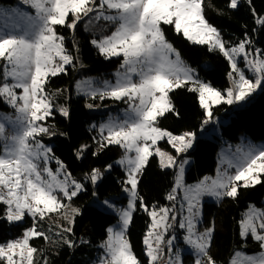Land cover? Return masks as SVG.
<instances>
[{
  "label": "snow or ice",
  "instance_id": "snow-or-ice-1",
  "mask_svg": "<svg viewBox=\"0 0 264 264\" xmlns=\"http://www.w3.org/2000/svg\"><path fill=\"white\" fill-rule=\"evenodd\" d=\"M22 3L32 7L35 15L17 10L14 15L19 19L0 27V61H3L0 65V97L17 112L15 119L0 113V141L4 142L0 152V202L7 206L6 219L19 222L26 213L40 219L50 213H62L69 225L74 224L79 209H71L69 218V206L64 201H71L84 190V185L72 178L66 165L54 156L52 148L38 137L54 134L43 123L52 115L53 108L50 99L53 94L45 90L48 77L66 72L65 66L73 65L77 58L65 48V38L57 33L56 26L67 25L74 31L83 17L95 13L92 19H103L116 27L111 35L92 40V44L106 58L122 54L121 67L125 71L117 73L114 84L104 81L102 88L91 87V81L80 84L89 85L85 91L92 98L98 96L103 100L108 97L129 103L123 121L110 119L108 123L101 124L99 144L101 148L115 144L125 149V155L118 163L126 166L128 175L125 183L130 185L126 188L130 193L128 205L116 210L118 223L107 229V238L101 244L103 253L96 264H142L133 251L127 229L137 200H143L137 192L139 175L153 155V146L165 138L178 155L172 156L159 147L155 148V154L160 157L162 167L177 169L174 187L167 199L176 200L177 190L183 189L187 209V215L179 223L180 228L187 229L183 239L196 251L194 264H216L209 255L214 229L207 228L203 232L196 229L201 198L205 194L217 198L236 197L240 187L261 183L259 174L264 173V148H250L235 163L229 162V167L235 168L234 174L218 170L216 178L204 177L196 184L187 185L183 178L188 160L178 159V156L192 148L196 134L184 132L174 135L156 124L158 118L174 110L169 93L188 84L192 85L190 91L199 93L200 104L206 110L205 124L212 118L211 104L246 102L258 89L264 90V51H247L248 39L226 47L219 30L205 18L203 0H99V3L97 0H22ZM237 6L238 0H231L230 7ZM70 13L73 19L68 23ZM257 23L264 25V17L258 18ZM162 25L174 26L176 33H182L196 43L207 44L210 50H220L230 62L228 75L231 86L221 91L208 82L200 81L195 70L185 64L179 51L167 40ZM241 57L245 68L238 66ZM246 70L253 73L252 79L246 76ZM134 76L138 79L134 80ZM17 89L22 91L18 94ZM60 111L64 116L69 114L67 108ZM6 123L13 128L10 136L5 135ZM105 131L107 135H104ZM87 147L82 145L78 156H82ZM132 152L134 156L129 155ZM51 160H56V172L48 166ZM102 175L99 169H93L85 179L95 184ZM241 181L242 184L237 183ZM142 206L152 221L143 241L146 256L149 264H160L165 256L164 246L171 253L176 240L175 235L165 240V234L176 222V215L172 214L175 205L172 208L153 205L151 209L147 205ZM184 207L182 203L181 208ZM253 209L255 206H251L240 221V234L245 238L251 235L262 251L255 256L244 257V260L247 264H264V209ZM62 232L70 233L72 227L64 228ZM35 237L49 239L34 223L22 236L0 244V261L3 264H36L34 255L38 249L30 243ZM64 243L74 246L71 240L65 239ZM242 256L243 253L236 252L230 264H240L237 258ZM43 264L47 261L44 260ZM165 264H183L180 253L167 255Z\"/></svg>",
  "mask_w": 264,
  "mask_h": 264
},
{
  "label": "trees",
  "instance_id": "trees-1",
  "mask_svg": "<svg viewBox=\"0 0 264 264\" xmlns=\"http://www.w3.org/2000/svg\"><path fill=\"white\" fill-rule=\"evenodd\" d=\"M15 1L0 0V4H13ZM230 3L231 0H204V15L208 22L220 30L226 47L235 46L248 39V49L264 51V25L257 23L258 18L264 17V0H244L236 8L230 7ZM57 27L60 33L71 37L66 39V48L71 49V53L77 58L73 65L66 68V72L51 76L47 81L46 89L53 94L51 99L54 107L53 116L49 117L47 125L50 133L54 134L45 135L44 142L52 146L54 156L66 165L73 178L84 185V190L72 199L76 209H79L74 217V224L69 225L68 219L60 213H50L43 219L39 218L36 223L38 230L44 232L49 239L35 237L30 243L38 249L34 255L36 264H43L44 260L47 264H96L101 252L99 246L107 237V229L118 217L97 206L95 198L105 199L119 195L127 185V173L115 163L122 153L119 146L112 144L101 148V138L97 130L91 128L94 122L105 119L118 106L89 110L88 102L107 103L111 100L79 97L74 84L77 79L92 75L109 77L120 62L104 66L106 57L92 44V35L85 30L82 23L74 31L67 25ZM163 28L167 39L179 51L181 58L195 68L201 78L222 91L230 86V62L220 50H210L207 44L192 42L182 33H176L174 26L163 25ZM205 61H210L212 66L206 67ZM189 88L191 87L188 84L170 93L174 110L158 118L157 124L175 134H196L195 145L188 152L192 163L186 172V181L195 182L203 176L215 174L221 138L208 139L200 135L206 114L200 104L198 92L190 91ZM61 108L68 109V116L62 114ZM0 109H8L2 97ZM226 111L231 120L221 126L222 139L225 142L237 144L243 134L254 141L264 139V90L258 89L244 104H222L215 107L214 116L222 115ZM82 145H87V150L82 156H78ZM109 165L111 168H108ZM93 169H99L103 173L102 178L95 184L85 179ZM175 175L176 170L163 169L155 155L150 157L140 174L137 192L143 200H138V207L134 211L127 234L133 251L142 264H149L143 241L151 224V217L142 209V205H147L149 209L153 205H170L171 200L167 196L174 187ZM260 180L261 183L254 186L240 187L236 197H223L220 202L204 203L203 227L214 226L209 255L216 264H228L233 253L243 245L240 234L243 214L251 205L264 204V174H261ZM117 202L126 205L128 198L125 195L120 196ZM6 208L0 202L1 243L21 236L32 225L31 219L24 223H10L5 217ZM88 224H93L96 229L93 235L84 233ZM69 226L72 227V232H62V229ZM65 239L74 241V246L64 243ZM247 240L250 242L246 247L248 252L261 249L260 244L251 236ZM190 259L192 260V256L188 255L185 261ZM0 264L3 262L0 261Z\"/></svg>",
  "mask_w": 264,
  "mask_h": 264
},
{
  "label": "rangeland",
  "instance_id": "rangeland-1",
  "mask_svg": "<svg viewBox=\"0 0 264 264\" xmlns=\"http://www.w3.org/2000/svg\"><path fill=\"white\" fill-rule=\"evenodd\" d=\"M242 2H244V0H238V5H239V3H242ZM97 3H99V0H97ZM203 3H204V0H203ZM17 10L19 12H22V13H27L28 15H32V16L35 15V10L32 7H30L29 5L23 4L22 3V0H16L15 3H13V4H0V27H2L6 23L7 24H12L13 22L17 21L19 19V17L16 16V15H14V13ZM94 15H95V13H90L88 17H83L80 20V22H79V23H82L83 26H84V28H85V30L92 35V40H100L101 37H103V36L111 35V33L115 30L116 25L113 24L112 22L105 21L103 19H100L98 21L95 20V19H92V17H94ZM72 19H73V17H72V14L70 13L69 14V17H68V23H71V20ZM90 20H91V22H90ZM162 28H163V25H162ZM56 31H57V33L59 35H61V36H63L65 38L64 39V46L66 48V45H67L66 39L71 38V37L70 36H65L64 34L60 33L58 31V27L57 26H56ZM219 32H220V30H219ZM192 42H194V41H192ZM194 43H196V42H194ZM66 49L68 50L69 53H71V49H69V48H66ZM215 50H218V49H215ZM246 50L250 52L251 51V48L248 49V47H247ZM172 58L174 59L175 57H172ZM106 60L107 61L104 63V66L112 65V64H114V63H116L118 61L120 62V64H118V66H117L116 69L112 70L113 72L111 73V76H109V77L104 76V75H92V76H89V77L77 79L75 81V84H74V88H75V92H76V95L77 96H79V97H82L83 96V97H86V98H92L85 91V89H87L89 87V85L88 84L81 85L80 82H82V81H91V87H93V88H102L104 81H108V82H111V83L114 84L116 82V80H117V73H122V72L125 71V69L121 67V65L123 63V60H124V57H123L122 54L119 55V56H114V57L106 58ZM2 64H3V61H0V65H2ZM185 64L188 67H190V68H192V69L195 70V74H196V76L198 77V79L200 81L207 82L206 80H204L203 78H201L199 76V74H198V72H197V70L195 68L189 66L186 62H185ZM204 65L206 67H211L212 66V63L210 61H205ZM68 66H70V65H66L65 67L67 68ZM100 66H102V65H100ZM238 66L240 68H245V61H244V59L242 57L238 59ZM245 74H246V76L249 79H252L253 78V73H251L250 71H247L246 70ZM50 77L51 76H49L48 79ZM133 79L134 80L135 79H138V77L134 76ZM9 82H11V81H9ZM230 83H231V80H230ZM189 85H190V87H192L191 84H189ZM211 86L214 87L212 84H211ZM230 86H231V84H230ZM45 90H46V92H48L47 89H46V85H45ZM21 91L22 90L17 89V93L18 94ZM170 93H169V97H170ZM198 95H199V93H198ZM96 98H99V97L97 96ZM50 99H51V97H50ZM105 99H110L111 101L110 102H107V103H103V102H88L87 103V105H92V107H87V109H89V110H101V109H106V108H111V107H114V106H118L117 109L115 111H112L109 114L108 117H106L105 119L100 120L98 122H94L92 124L91 128L94 129V130H97L100 138H102L101 131H100L101 124L108 123L110 119L111 120L123 121L125 119V113L129 109V103L126 102L125 100H114V99L108 98V97H106ZM105 99H103V100H105ZM4 101H5L6 105L8 106V109H3V110L0 109V113L6 114L8 116H11L13 119H15V117L17 116V112L15 111V109L11 105H9L7 103L6 99H4ZM51 101H52V99H51ZM122 103H125V104L119 106ZM209 103L211 104L210 101H209ZM244 103H246V102L235 103V104H232V105H235L236 106V105H241V104H244ZM222 104H227V103L211 104L212 118L209 120L208 123L204 124V127L202 128V130L200 132V135L202 134V137H205V138H208V139L209 138L210 139H215L216 137H220L221 138V145H220V148H219V151H218V155H217V167H216V171H215V174L213 176H209L210 178H216L218 170L221 173L224 170H227L229 172V174H234L235 173V168L229 167V162L235 163L236 159L239 156H241L243 153L248 152L250 148L256 149V150H260V149L264 148V139H261L259 141H254L249 136H247L246 134H243L241 136V139H240V141L237 144L227 143V142H225L222 139V129H221V126H224V125L228 124L229 121L231 120L230 115L227 114L228 111H226L222 115L214 116V108L215 107H218V106H220ZM227 105H229V104H227ZM53 108H52V115L49 116V117H52L53 116ZM205 114H206V110H205ZM49 117L47 118L46 121L43 122L46 127H48L47 121H48ZM205 119H206V116H205ZM156 126L160 127L158 124H156ZM8 129H10L9 132H8ZM12 134H13V128L11 126H9L8 123H6L5 124V135L6 136H10ZM173 134L174 135H180V134H175V133H173ZM104 135H107V131L104 132ZM44 136L45 135H41V136L38 137V139L39 140H42L43 143L45 145H47L44 142ZM3 144H4V142L3 141H0V152L3 151ZM113 145H115V144H113ZM194 145H195V140L193 142L192 148L194 147ZM47 146H49V147L52 148L51 145H47ZM117 146H119V148H120V150H121L122 153H121L120 157L116 160L115 163L117 165L121 166L125 170V172L127 173L126 166L118 163V161H120V159L125 155V149L122 146H120V145H117ZM156 147H159L164 152L170 153L172 156H177L178 155L176 153V151L171 147V145L167 142V139L166 138L163 139V140L158 141L157 144L154 145L153 148H152L153 155L157 156L159 158V160H160V157L157 154H155V148ZM192 148H190L185 153H180L179 156H178V159H187L188 160V163L185 165L184 178H183L184 179V183L187 184V185L196 184L197 182L203 180L204 177H208V176H203V177H201L199 180H197L195 182H187L186 181V172H187V170L189 169V167H190V165L192 163V158L190 156H188V152ZM238 149H239V151H238ZM52 153H53V151H52ZM129 155H133L134 156L135 153L132 152V153H129ZM152 156H150V157H152ZM150 157H149V159H150ZM85 164H86V161H85ZM48 166L52 169L53 172H56V170L58 168V165L56 163V160L49 161L48 162ZM162 168L163 169H175L176 170V174H177V169L174 168V167H169V168L162 167ZM261 174H264V173H261ZM261 174H259V179H260ZM127 175H128V173H127ZM253 175H257V174L254 173ZM139 177H140V175H139ZM175 177H176V175H175ZM45 178H47V177H45ZM62 178L63 177L61 176V179ZM237 183L238 184H242L243 182L241 181V182H237ZM126 188H130V185H126L124 187V189L122 190V192L119 195L111 196V197H108V198H105V199H99L98 197H96L94 202H95V204L97 206H99V207H101V208H103V209H105L107 211H110V212L116 214L117 217H118V219H119V215H118V212L116 210L117 209H120V208H126L127 205H128L129 199H130V193L126 190ZM137 188H138V186H137ZM123 195L127 196V198H128V202H127L126 205H121L119 202H117V199L120 196H123ZM183 195H184L183 189H178L177 190V199L175 200V212L172 213V214H175L176 215V222L173 224V227L169 230V232L165 234V240L171 238L172 235H175L176 236V240H175L174 245L172 247V252L171 253L168 252V255H172V254H174V253H176L178 251L180 253V257H181V260H182L183 264H194L195 260L197 259L196 251H195V249H193L191 247V245H188L184 241V239H183V237L187 234V229L186 228L185 229H182V228L179 227V223L182 222L183 217L187 215L186 202L183 201ZM73 198H75V197H73ZM222 199H223V197L222 198H217V197H215L213 195H208V194H205V195L202 196V198H201V208H200L199 220H198V222L196 224L197 231L203 232L207 228H213L214 229V226L203 227V219L204 218H203V210H202V207H203V205H204L205 202H214V203H216V202H220ZM105 201H108L109 203L108 204H105L104 203ZM64 202H65V204H67L69 206L68 207V212L71 211V209H73V208L76 209V207H75V205H74V203H73L72 200L71 201H67L65 199ZM182 203L185 204V207L184 208H181V204ZM109 205H111L112 207H110ZM171 206L173 207L172 202L170 201V205H165L164 207L172 208ZM251 206H255V205H251ZM137 207H138V200L136 202V208H135V210L137 209ZM250 207L245 211V213L243 214V218L242 219L245 218V215H246V213L249 212ZM142 209L145 211V209H144L143 206H142ZM259 209H264V204H263V206H255V209H253V210L255 211V210H259ZM146 212L148 213V211H146ZM133 214H134V212H133ZM60 215H63V214L60 213ZM5 217H6V214H5ZM29 219L32 220V225H33L34 223L35 224L37 223L39 217L37 216V217L33 218L30 214L26 213L22 221H19V222H10V223H24V222L29 221ZM118 219L116 220V222H114L113 224H111L109 227L116 226L117 223H118ZM256 223L259 224L260 223V220L257 219ZM32 225L30 227H32ZM129 227H130V225H129ZM129 227L127 229V233H128ZM93 232L94 233L96 232V229H95V227H94L93 224H88L86 226V228L84 229V233L87 234V235H93ZM213 233H214V231H213ZM213 233H212V237H213ZM240 233H241V225H240ZM249 236H251V235H249ZM127 237H128V234H127ZM248 237L247 238L242 237L243 238V245L239 249H237L233 253V255H232V257H233L234 254L236 252H238V251L241 252V253H243V256L242 257H238L237 258L238 261L240 262V264H247V262L244 260V257H247V256H255V255L259 254L262 251V249H260V250L254 251V252H248L246 250V247L250 243L247 240ZM13 239H16V238H13ZM13 239H11V240H13ZM255 242H257V241H255ZM3 243H5V242H3ZM0 244H2V243L0 242ZM101 244L99 246L100 248H101ZM164 248H167V247L164 246ZM145 249H146V247H145ZM167 250H168V248H167ZM102 253H103V249L101 248V252H100L99 256H101ZM188 255H191L192 256V260L190 259V261L187 262L185 260H186V257ZM232 257L230 258L228 264H230V261H231Z\"/></svg>",
  "mask_w": 264,
  "mask_h": 264
},
{
  "label": "built area",
  "instance_id": "built-area-1",
  "mask_svg": "<svg viewBox=\"0 0 264 264\" xmlns=\"http://www.w3.org/2000/svg\"><path fill=\"white\" fill-rule=\"evenodd\" d=\"M255 49H257V48H252L251 49V51H253V50H255ZM250 51V52H251ZM10 131V129H8V132ZM164 253H165V256H164V259H162L161 261H160V264H165V261H166V259H167V255H168V250H167V248H164Z\"/></svg>",
  "mask_w": 264,
  "mask_h": 264
},
{
  "label": "crops",
  "instance_id": "crops-1",
  "mask_svg": "<svg viewBox=\"0 0 264 264\" xmlns=\"http://www.w3.org/2000/svg\"><path fill=\"white\" fill-rule=\"evenodd\" d=\"M171 202H172V205H175V200H171ZM172 207V206H171ZM86 228V227H85ZM93 234H94V232H93Z\"/></svg>",
  "mask_w": 264,
  "mask_h": 264
}]
</instances>
